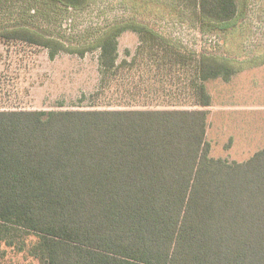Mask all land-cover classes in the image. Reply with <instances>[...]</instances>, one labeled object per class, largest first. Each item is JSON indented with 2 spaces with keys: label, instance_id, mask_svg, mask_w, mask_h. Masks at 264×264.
I'll list each match as a JSON object with an SVG mask.
<instances>
[{
  "label": "trees",
  "instance_id": "obj_1",
  "mask_svg": "<svg viewBox=\"0 0 264 264\" xmlns=\"http://www.w3.org/2000/svg\"><path fill=\"white\" fill-rule=\"evenodd\" d=\"M142 1L213 33L244 5ZM158 24L127 0H0L3 41L50 58L99 52L92 107L0 109V238L34 236L40 264H264V147L229 161L206 139L205 81L236 69ZM125 31L138 44L119 60Z\"/></svg>",
  "mask_w": 264,
  "mask_h": 264
},
{
  "label": "rangeland",
  "instance_id": "obj_2",
  "mask_svg": "<svg viewBox=\"0 0 264 264\" xmlns=\"http://www.w3.org/2000/svg\"><path fill=\"white\" fill-rule=\"evenodd\" d=\"M127 3L132 12L156 20L183 49L224 57L236 69L229 80L217 77L205 81L211 96V105L206 107L209 155L240 162L263 148L264 0H243L241 16L219 33L200 29L188 11L180 16L169 4L142 0ZM88 14L82 22L97 20L96 14ZM137 44L136 33L123 32L118 38L119 60L130 59ZM48 52L43 47L0 39V109L92 107L95 101L91 95L98 89L100 78L99 52L83 56L60 52L54 58ZM34 242V236L22 231L6 241L0 238V264H40L29 251Z\"/></svg>",
  "mask_w": 264,
  "mask_h": 264
}]
</instances>
